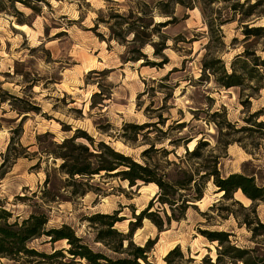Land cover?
Instances as JSON below:
<instances>
[{"label": "rangeland", "instance_id": "rangeland-1", "mask_svg": "<svg viewBox=\"0 0 264 264\" xmlns=\"http://www.w3.org/2000/svg\"><path fill=\"white\" fill-rule=\"evenodd\" d=\"M44 1L48 6L44 3L32 4L35 11L19 3L12 6L8 2H0V87L12 95L24 97L22 90L27 85L20 76L15 75V71L27 73L28 81L35 84L25 91L31 101L40 107V114H30L22 128L20 144L26 148L28 156L19 158L9 167L2 166V156L10 139L9 125L2 123L0 205L10 211L14 218L25 217L29 206L34 202L41 203V191H49L56 196V201L46 205L48 227L68 225L93 251L103 252L105 249L93 242L95 230L85 219L95 213L117 212L120 221L115 224V229L127 233L130 222L135 223L139 227L132 237L134 244L143 246L147 240L154 242L147 258L150 264H167L164 258L175 247H179L183 260L179 262L177 257H172L170 260L173 264H202L205 256L214 261L217 243L208 242L199 232L204 230L227 232L231 235L232 243L239 247L254 246L250 233L238 225L234 215H230V211L236 215L243 212L238 206L225 210L229 202L221 199L222 194L211 182L207 183L202 200L187 210L183 220L172 221L162 232H158L148 219L140 223L135 219L152 200V210H161V206L155 202L158 189L154 184L139 183L130 187L119 177L101 174L90 181L95 193L75 198L69 194L72 188H64L65 176L57 171L60 161L53 163L43 158L39 162V155L35 154L37 135L48 132L55 142L60 143L79 129L92 137L95 143L105 142L115 151L143 164L140 155L149 142L139 138L137 143L127 145L119 139V135L124 124L154 123L161 115L164 125H159V128L163 131L174 121L186 123L181 133H171L173 137L202 133L187 145V149L192 150L203 136L209 149L220 156L218 169L221 175L246 173L254 175L258 183H264V129L234 132L224 126L225 121L235 129L250 127V120L264 123V88L251 94L246 89L218 88L212 80L198 82L200 63L207 44V28L200 9L176 6L174 17L177 22L161 29L167 38V49L163 54L168 63L162 69H154L141 67V62L122 66L120 56L125 48L115 41H100L99 37L108 41L109 31L97 18L105 19L110 9L123 13L126 10L124 0ZM246 1L254 5L264 0L239 2ZM230 5L217 4L212 8L226 15ZM99 12L102 13L100 16ZM166 20L155 18V22ZM18 21L24 24L20 25ZM245 25L264 26V4L257 5L254 14L242 23L235 17L233 22L221 27L224 45L213 43L211 51L221 58L227 68L235 56L245 49L264 58V38L245 40L242 33V26ZM153 39L158 41L157 37ZM144 53L150 60H160L152 56L150 46L144 49ZM172 69L176 72L162 82V78ZM104 70L109 71L103 75H88L90 71ZM97 83L106 95H110V99L103 101L102 109L91 110V96L100 91ZM3 111H6L4 115ZM215 112L219 115L213 120L221 123L223 136L216 132L209 117ZM254 115H257L255 119ZM13 117L6 104L0 107V118ZM208 118L210 123L203 121ZM67 129L70 131L65 132ZM156 135L158 133L151 130L149 139ZM224 141L232 143L222 152L220 145ZM161 147L169 151L172 149L167 143L156 144V148ZM175 154L182 156L184 148L179 147ZM168 159L172 161L175 157L170 154ZM35 192L37 197L32 196ZM24 196L27 197L25 201L15 198ZM233 199L243 207L250 205V201L240 192ZM212 206L215 209L212 210ZM256 210L259 219L264 222V206L260 205ZM159 214L163 216L161 212ZM42 242L36 241L34 245L40 251L50 252V245ZM54 247L60 249L67 245L58 242ZM80 264L85 263L82 261Z\"/></svg>", "mask_w": 264, "mask_h": 264}, {"label": "trees", "instance_id": "trees-1", "mask_svg": "<svg viewBox=\"0 0 264 264\" xmlns=\"http://www.w3.org/2000/svg\"><path fill=\"white\" fill-rule=\"evenodd\" d=\"M1 1L8 2L12 6L19 3L33 11L36 10L33 3H44L48 6L44 0ZM239 1L124 0L126 10L123 13L110 9L104 16L105 19L97 18L98 22L105 24L109 31L108 41L102 37L99 38L100 41L106 43L115 41L125 48L124 53L120 56L122 66L141 62V67L162 69L168 61L163 54V51L167 49V38L161 33V29L177 22L174 17L176 6L189 10L198 7L207 28L206 53L200 63L201 75L198 82L212 80L218 88L225 90L246 89L251 94H256L264 88V58L257 57L255 53H249L245 49L240 55L235 56L227 68L221 58L211 51L213 43L224 45L221 27L233 22L235 17H238L242 23L243 20L254 14L257 5L264 4V1H257L254 5H249L247 1L244 3ZM217 4H231L226 15H223L220 10L212 8ZM245 5L248 7L245 8ZM101 14V12L98 13L99 16ZM156 17L167 20L155 22ZM18 24L24 23L18 21ZM242 28L245 40L264 38V26L245 25ZM153 37H157L158 41H155ZM147 46L152 48V56L159 58V61L150 60L144 53ZM108 71H90L88 75H103ZM174 72H176L175 69L169 71L161 81H166ZM15 75L24 80L27 85L25 89L29 90L34 86V81H28L27 73L15 71ZM96 85L100 91L91 96L89 106L91 110L102 109L103 101L110 99V95H106L101 90V85L99 83ZM25 89L22 90L24 97H18L0 87V107L6 104L9 107V112L14 114V117L10 119L0 118V129L2 123L5 122L9 125L10 133L9 143L2 156L3 167H9L19 158L28 156L26 148L20 144L22 128L30 114H40V107L31 101V97L27 95ZM247 97L249 96L247 95ZM96 99H101V101H96ZM5 113L6 111H3V115ZM218 115V112H215L209 117L212 118L211 121L216 132L223 136L221 123H215L213 120ZM157 117L158 121L154 123L124 124L122 133L119 135V139L127 145L137 143L139 138L144 142H149L140 155L144 160L143 164L115 151L105 142L95 143L92 137L79 129L60 143L55 142L53 135L48 132L37 135L35 137L37 146L35 154L39 155L37 161L41 162L43 158L51 160L53 163L60 161L57 171L65 176L64 188H72L69 194L75 198L84 197L90 192L95 193L90 181L101 174L119 177L130 187L139 183L154 184L158 189L155 202L161 206V210H152V200L144 210L135 216V219L139 223L143 219H148L158 232H162L164 227L169 226L172 221L183 220L187 210L202 200L206 185L211 182L218 193L222 194L221 199L229 202V206L225 210L228 211L231 209L230 207L238 206L243 212L242 215H236L234 211H230V215H234L238 225L250 233V241L254 243V246H236L230 240L231 235L224 231H199L208 242L217 243L215 260L212 261L205 256L202 259V264H264V222L259 219L256 210L258 206H264V183H258L254 175L246 173L221 175L218 169L220 156L209 149L203 136L197 140L192 150L187 149V145L202 133L196 132L173 137L171 133L173 131L181 133L186 127V123L174 121L166 131H163L159 128V125H164L163 118L161 115ZM253 117L255 119L257 115ZM203 121L210 123L209 118ZM249 122H252L250 127L239 129H235L226 121L224 126L234 132L264 129L263 122L257 123L255 120ZM153 129L158 135L149 139L150 131ZM64 131L69 132L70 129ZM164 143H167L172 149L169 151L164 147L156 148V144L163 145ZM231 143L232 141H224L220 145L221 151L225 152ZM179 147L184 148L182 156L175 154ZM170 154L174 155L175 160L168 159ZM46 183H48V179ZM237 192L250 201L249 207H243L233 199ZM41 195V203L34 202L32 206H29L25 217L14 218L10 211L0 205V264H80L82 261L85 264H150L147 258L154 242L147 240L143 246H137L132 239L139 225L130 222L128 232L123 233L115 229V224L120 221L117 212L112 214L95 213L86 217L85 220L95 230L93 242L100 244L105 249V252L93 251L82 238L75 235L70 226L48 227L49 216L46 205L55 202L56 196L49 191H41ZM32 196L37 197L36 192L32 193ZM15 198L20 201L27 200L26 196ZM211 209H215V206H212ZM160 212L163 216L159 214ZM39 240H42L43 244L50 245L51 251L38 250L34 242ZM58 242H65L67 247L57 249L54 246ZM172 257H177L179 262L183 260L179 247L169 251L164 261L167 264H173L170 260Z\"/></svg>", "mask_w": 264, "mask_h": 264}, {"label": "bare ground", "instance_id": "bare-ground-1", "mask_svg": "<svg viewBox=\"0 0 264 264\" xmlns=\"http://www.w3.org/2000/svg\"><path fill=\"white\" fill-rule=\"evenodd\" d=\"M153 185V184H152ZM153 186H155V185H153ZM156 187V186H155Z\"/></svg>", "mask_w": 264, "mask_h": 264}]
</instances>
